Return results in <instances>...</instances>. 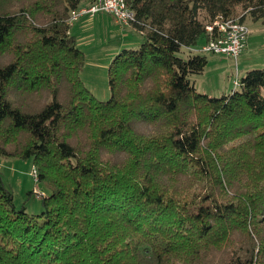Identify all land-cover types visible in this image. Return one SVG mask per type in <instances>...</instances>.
<instances>
[{
  "label": "trees",
  "instance_id": "16d2710c",
  "mask_svg": "<svg viewBox=\"0 0 264 264\" xmlns=\"http://www.w3.org/2000/svg\"><path fill=\"white\" fill-rule=\"evenodd\" d=\"M82 3L0 0V156L49 190L30 213L0 174V264H264V67L220 96L191 78L206 26L264 24V0H127L142 41L105 100L81 76Z\"/></svg>",
  "mask_w": 264,
  "mask_h": 264
},
{
  "label": "rangeland",
  "instance_id": "374dc122",
  "mask_svg": "<svg viewBox=\"0 0 264 264\" xmlns=\"http://www.w3.org/2000/svg\"><path fill=\"white\" fill-rule=\"evenodd\" d=\"M108 14L118 22L112 14ZM244 23L250 29L248 36L249 45L247 47L248 50L240 55L238 59L194 50V52L208 56L205 70L202 73L191 75L192 79L198 80V90L202 91L205 89L208 93L216 96L229 93L237 86L234 83L235 79L240 78L247 70L264 67V24L261 21H254L250 18H247ZM133 36L138 37V39L141 37L138 31L131 33L129 38ZM87 38L88 36L77 39L79 47L86 53V61L81 76L85 85L94 93V96L105 100L111 94L108 77L109 63H107L109 58H107L108 54L105 50L111 49L118 42V39L113 38L112 35L110 36L109 31L98 29L93 33L89 46L86 44ZM139 41L141 42L142 40ZM201 41L202 38L199 42ZM138 44L130 45V47ZM96 53H100L99 60L93 56ZM116 54L117 52L114 55L111 54L110 60ZM238 64L241 66L240 70L238 69ZM34 169L32 158L0 156V174L3 176L6 185L13 191L16 207L24 206L28 212L37 214L43 209L42 201L35 192L30 193V191L36 188L35 191L39 192L40 195L42 192L48 194L49 190L45 188L41 181L33 178Z\"/></svg>",
  "mask_w": 264,
  "mask_h": 264
},
{
  "label": "built area",
  "instance_id": "2783aa9c",
  "mask_svg": "<svg viewBox=\"0 0 264 264\" xmlns=\"http://www.w3.org/2000/svg\"><path fill=\"white\" fill-rule=\"evenodd\" d=\"M99 12L112 14L121 24H132L135 12L127 0H91L89 4L73 8L70 12L69 22L72 24L82 17L93 18ZM207 39L198 48L203 53H213L230 56L235 59L242 53L249 36L250 29L240 20V17L218 16L206 26ZM239 85L240 78L234 82ZM33 176L38 179L37 169ZM39 196V192H37Z\"/></svg>",
  "mask_w": 264,
  "mask_h": 264
},
{
  "label": "crops",
  "instance_id": "0c3cea01",
  "mask_svg": "<svg viewBox=\"0 0 264 264\" xmlns=\"http://www.w3.org/2000/svg\"><path fill=\"white\" fill-rule=\"evenodd\" d=\"M90 1L91 0H83L82 5L88 4ZM97 29L103 30V31H109L110 36L112 35L113 38L118 39V42L111 49L105 50L108 54L107 58H109L107 63H110V61L114 57L113 56L110 60L111 54L114 55L116 52L118 53V51H120L122 48H125L128 46L130 47V45L138 44L140 42L139 40H142V35L139 32L138 33L141 35L139 39L136 36L129 38L131 33L137 32L136 29L131 24H121V23L116 22L114 18L106 12H99L93 18L82 17L81 19L75 21L71 25V32L77 37L78 40L84 38L85 36H88L87 42H86L88 46L91 43L93 33ZM203 40L201 41L202 43L204 42ZM202 43L198 44V46L199 45L201 46ZM248 45H249V40L247 42L245 49L240 55H242L243 53L246 52V50H248L247 49ZM93 56H95V58L99 60L100 53H96ZM220 56H224V55H220ZM239 68H241L240 64H238V69ZM193 81L195 83V86L198 87L197 85L198 80L193 79ZM202 91L207 92V90L205 89Z\"/></svg>",
  "mask_w": 264,
  "mask_h": 264
}]
</instances>
